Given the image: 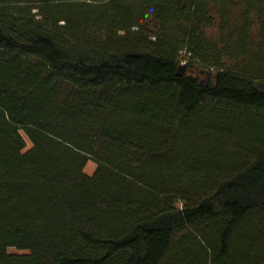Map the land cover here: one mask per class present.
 Here are the masks:
<instances>
[{"label":"trees","instance_id":"1","mask_svg":"<svg viewBox=\"0 0 264 264\" xmlns=\"http://www.w3.org/2000/svg\"><path fill=\"white\" fill-rule=\"evenodd\" d=\"M257 2L0 0V264H264Z\"/></svg>","mask_w":264,"mask_h":264},{"label":"rangeland","instance_id":"2","mask_svg":"<svg viewBox=\"0 0 264 264\" xmlns=\"http://www.w3.org/2000/svg\"><path fill=\"white\" fill-rule=\"evenodd\" d=\"M227 11L228 19L226 21V30L224 34L226 36L231 37L236 35V30H243L244 28H246V39L250 47L249 57L254 59L261 52L262 46L264 45V42L262 41V38L264 36L262 28V26L264 25V8H262L261 2H257L254 5V10L250 13L248 19H245L244 7H241L238 3L235 4L233 7L230 6ZM215 17L216 24L210 29L209 32V37L214 40L219 39L223 35L220 30V27L218 26L219 18L217 15ZM231 38L233 41H235L234 37ZM234 63V59H229V66L233 67ZM190 72L192 75L196 76L201 82H206L208 80V76L205 73V70L201 69L200 66H195ZM96 168L97 165L94 162H89L85 169V173L87 175H93ZM10 252L18 253L14 249H11Z\"/></svg>","mask_w":264,"mask_h":264},{"label":"water","instance_id":"3","mask_svg":"<svg viewBox=\"0 0 264 264\" xmlns=\"http://www.w3.org/2000/svg\"><path fill=\"white\" fill-rule=\"evenodd\" d=\"M185 69H186L185 65H180L179 68H178L177 75L180 76V77L183 76L184 73H185Z\"/></svg>","mask_w":264,"mask_h":264},{"label":"built area","instance_id":"4","mask_svg":"<svg viewBox=\"0 0 264 264\" xmlns=\"http://www.w3.org/2000/svg\"><path fill=\"white\" fill-rule=\"evenodd\" d=\"M187 62H188V60L187 59H182V65H186L187 64Z\"/></svg>","mask_w":264,"mask_h":264}]
</instances>
